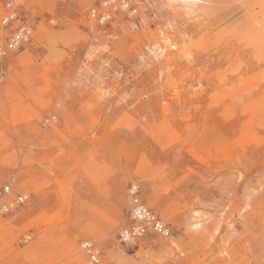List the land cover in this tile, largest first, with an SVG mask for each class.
Wrapping results in <instances>:
<instances>
[{"label":"rangeland","instance_id":"obj_1","mask_svg":"<svg viewBox=\"0 0 264 264\" xmlns=\"http://www.w3.org/2000/svg\"><path fill=\"white\" fill-rule=\"evenodd\" d=\"M104 1L0 0V43L9 3L33 28L0 62V185L28 197L0 264H264V0ZM132 185L168 235L121 241Z\"/></svg>","mask_w":264,"mask_h":264},{"label":"built area","instance_id":"obj_2","mask_svg":"<svg viewBox=\"0 0 264 264\" xmlns=\"http://www.w3.org/2000/svg\"><path fill=\"white\" fill-rule=\"evenodd\" d=\"M12 3L7 4L10 11L1 21L4 27L15 26L5 43H0V62L10 53L18 51L25 44L30 42L33 33L32 25L17 10H11ZM103 7L107 10L99 11L94 9L92 16L96 17L101 23L107 22L112 12L120 10H132L130 0H105ZM10 184L0 185V213L9 214L18 207L24 205L28 197L22 194H14ZM130 211L129 219L131 225L124 229L120 238L122 242H130L148 234L149 231L166 236L169 230L164 222L157 217L147 206L140 195L137 185H132L130 189ZM83 251L87 254V264H101L100 255L93 242L85 241L81 244Z\"/></svg>","mask_w":264,"mask_h":264},{"label":"clouds","instance_id":"obj_3","mask_svg":"<svg viewBox=\"0 0 264 264\" xmlns=\"http://www.w3.org/2000/svg\"><path fill=\"white\" fill-rule=\"evenodd\" d=\"M161 11L170 12L185 24H200L215 10L214 0H158Z\"/></svg>","mask_w":264,"mask_h":264},{"label":"bare ground","instance_id":"obj_4","mask_svg":"<svg viewBox=\"0 0 264 264\" xmlns=\"http://www.w3.org/2000/svg\"><path fill=\"white\" fill-rule=\"evenodd\" d=\"M3 19H4V18H3ZM3 19H2V20H3ZM0 249H4V247L2 248V247L0 246ZM30 256L32 257V255H31V254H30Z\"/></svg>","mask_w":264,"mask_h":264},{"label":"snow or ice","instance_id":"obj_5","mask_svg":"<svg viewBox=\"0 0 264 264\" xmlns=\"http://www.w3.org/2000/svg\"><path fill=\"white\" fill-rule=\"evenodd\" d=\"M262 194H264V193H262Z\"/></svg>","mask_w":264,"mask_h":264}]
</instances>
